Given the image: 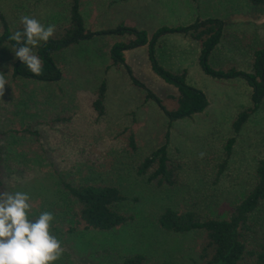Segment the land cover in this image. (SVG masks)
<instances>
[{
  "label": "rangeland",
  "instance_id": "rangeland-1",
  "mask_svg": "<svg viewBox=\"0 0 264 264\" xmlns=\"http://www.w3.org/2000/svg\"><path fill=\"white\" fill-rule=\"evenodd\" d=\"M82 14L93 31L126 22L152 36L160 27L188 25L197 17L226 22L236 40L219 46L215 67L238 64L251 71L256 49L264 46V8L248 0H84ZM0 13L16 27L22 15L42 24L66 23L68 0H0ZM116 39L96 38L57 54L63 78L57 84L13 79L16 58L10 48L0 53V73L8 85L0 91V180L2 192L30 195L31 216L51 211L52 233L62 241L56 264H120L141 253L165 264H198L195 232L162 230L158 216L168 207L194 210L205 217L226 218L250 191L256 169L264 159V108L236 135L233 122L251 105V88L243 80H215L199 66L200 45L189 37L163 38L157 57L173 71L188 70V83L207 95L208 109L193 119L169 127L159 106L146 100V91L132 84L124 67H112L109 48ZM40 44V43H39ZM37 46V45H36ZM35 46V47H36ZM148 47L127 53L135 76L174 108L175 89L150 68ZM106 82V112L99 116L93 103ZM57 116L65 121L52 123ZM136 134L138 149L129 147L127 129ZM38 133V135H36ZM236 137L226 168L225 147ZM168 143L172 158L184 163L179 185L159 189L137 174V165ZM65 181L114 185L128 197L120 205L135 221L111 232L77 225L73 205L62 190Z\"/></svg>",
  "mask_w": 264,
  "mask_h": 264
},
{
  "label": "trees",
  "instance_id": "trees-1",
  "mask_svg": "<svg viewBox=\"0 0 264 264\" xmlns=\"http://www.w3.org/2000/svg\"><path fill=\"white\" fill-rule=\"evenodd\" d=\"M191 1L198 4L199 0ZM83 2L84 0H68V21L55 27L54 35L47 43L40 42L33 48L34 53L43 62L41 74L31 73L16 58L11 69L13 79L57 84L63 78V69L57 59L58 53L96 38L116 39L109 48L111 66L126 69L132 84L146 91V100H152L159 106L169 120L168 126L171 127L176 121L193 119L196 115L204 113L210 105L205 92L188 83V70L173 71L159 62L157 51L163 38L182 35L199 43V66L205 75L220 81L243 80L251 88V105L244 108L233 122L236 135L256 112L264 108V46L255 50L251 71L241 69L238 64L228 63L215 67L212 63V57L220 45L237 39L236 33H227L226 22L221 18L197 17L188 25H165L152 36H149L146 30L124 21L114 27L93 31L87 27L82 14ZM248 3L258 9L264 8V0H248ZM22 28L20 22L16 27H12L8 18L0 13V53L5 48L11 50L14 48L15 42L9 37ZM143 47H148L147 58L152 71L175 89V94L169 96L175 106L172 109L135 76L133 68L128 63L127 53ZM106 91L107 84L103 82L93 103L99 116L106 112ZM59 121L65 119L57 116L52 123L56 124ZM127 132L129 147L135 152L138 149L136 134L131 128L127 129ZM235 143L236 137L228 140L225 159L219 166V174L226 168ZM136 169L137 174L145 177L149 184L159 189H174L179 185L184 163L170 156L166 142L142 159ZM2 185L0 180V192ZM62 190L68 194L72 202L76 224L86 230L111 232L135 221L132 212L120 208L128 197L117 186L65 181L62 183ZM157 222L159 227L167 232L177 234L195 232L199 235L198 264H264V159L258 163L254 185L233 207L228 217L210 218L194 210L180 212L168 207L158 216ZM120 264L165 263L137 253L126 256Z\"/></svg>",
  "mask_w": 264,
  "mask_h": 264
},
{
  "label": "clouds",
  "instance_id": "clouds-1",
  "mask_svg": "<svg viewBox=\"0 0 264 264\" xmlns=\"http://www.w3.org/2000/svg\"><path fill=\"white\" fill-rule=\"evenodd\" d=\"M20 23L22 30L9 37L15 42L12 51L31 73L39 75L43 62L33 48L53 37L55 25L46 26L28 15H22ZM4 76L0 73V91L8 85ZM30 200L23 191L0 192V264H56L63 255L62 241L52 233L54 214L43 211L33 218Z\"/></svg>",
  "mask_w": 264,
  "mask_h": 264
}]
</instances>
